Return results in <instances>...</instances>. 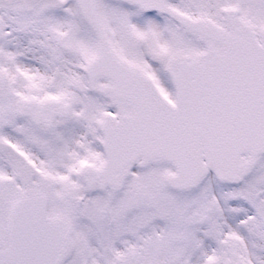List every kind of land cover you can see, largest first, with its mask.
Returning a JSON list of instances; mask_svg holds the SVG:
<instances>
[{
    "label": "snow or ice",
    "instance_id": "obj_1",
    "mask_svg": "<svg viewBox=\"0 0 264 264\" xmlns=\"http://www.w3.org/2000/svg\"><path fill=\"white\" fill-rule=\"evenodd\" d=\"M0 264H264V0H0Z\"/></svg>",
    "mask_w": 264,
    "mask_h": 264
}]
</instances>
